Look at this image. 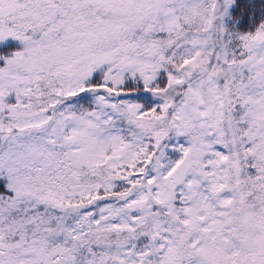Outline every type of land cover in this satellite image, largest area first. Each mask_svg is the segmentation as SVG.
<instances>
[{
  "label": "snow or ice",
  "instance_id": "snow-or-ice-1",
  "mask_svg": "<svg viewBox=\"0 0 264 264\" xmlns=\"http://www.w3.org/2000/svg\"><path fill=\"white\" fill-rule=\"evenodd\" d=\"M0 264H264V0H0Z\"/></svg>",
  "mask_w": 264,
  "mask_h": 264
}]
</instances>
